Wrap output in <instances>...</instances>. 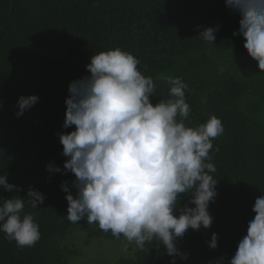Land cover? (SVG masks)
<instances>
[{
  "label": "trees",
  "instance_id": "16d2710c",
  "mask_svg": "<svg viewBox=\"0 0 264 264\" xmlns=\"http://www.w3.org/2000/svg\"><path fill=\"white\" fill-rule=\"evenodd\" d=\"M240 18L225 0H0V175L22 189L0 187V204L12 195L26 198L29 187L45 196L36 209L26 203L22 213L34 215L39 241L20 248L0 231V264H69L79 251L64 242L78 228H87L89 246L96 239L123 243L110 231L87 227L86 218L69 222L61 185L67 182L75 195V175L46 167L63 170L68 159L59 134L75 129L63 127L70 82L90 74L92 55L115 48L132 53L142 74L153 78L154 105L170 98L166 77H180L191 107L185 123L198 126L213 115L222 121L224 133L209 153L218 181L209 205L214 222L177 238L188 258L177 256L175 264H217L220 258L228 264L255 216L256 198L264 195V72L244 47ZM216 26L214 44L199 36ZM22 95L39 100L17 117ZM188 200L182 195L180 206ZM213 233L215 249L209 246ZM127 251L114 264L173 262L156 239Z\"/></svg>",
  "mask_w": 264,
  "mask_h": 264
},
{
  "label": "clouds",
  "instance_id": "9594fccd",
  "mask_svg": "<svg viewBox=\"0 0 264 264\" xmlns=\"http://www.w3.org/2000/svg\"><path fill=\"white\" fill-rule=\"evenodd\" d=\"M240 15L239 34L244 47L264 72V0H225ZM199 27V26H197ZM218 26L207 27L199 36L214 44ZM237 33H234V35ZM140 61L120 48L92 55L86 66L89 75L70 82L63 127L75 129L59 134L63 170L54 163L49 172H72L76 189L68 183L67 219L98 224L104 232L143 249L146 242L160 241L169 256L187 259L177 247L189 228L212 227L209 205L218 196L217 171L211 162L213 140L224 133L215 115L198 126L186 124L191 107L186 102L187 83L180 77H166L169 99L155 105L156 85L139 70ZM37 95L20 96L17 117L33 107ZM219 151V148H216ZM0 187L16 193L22 189L0 175ZM182 195L188 203L180 206ZM45 196L29 187L26 198L12 195L0 204V231L18 247H32L40 239L39 224L32 213L23 214L25 204L36 209ZM190 205H194L190 206ZM179 210L180 214L175 213ZM247 234L239 241L228 264H264V195L256 198ZM209 246L218 247L213 233ZM223 264V258L217 261Z\"/></svg>",
  "mask_w": 264,
  "mask_h": 264
},
{
  "label": "rangeland",
  "instance_id": "374dc122",
  "mask_svg": "<svg viewBox=\"0 0 264 264\" xmlns=\"http://www.w3.org/2000/svg\"><path fill=\"white\" fill-rule=\"evenodd\" d=\"M87 226L99 227L98 224H89ZM87 228H78L74 230L65 240V245L72 250H78L79 255L71 259L69 264H114L119 258L128 256L125 251V241L116 243L105 240H92L91 245L87 244ZM126 254V255H125Z\"/></svg>",
  "mask_w": 264,
  "mask_h": 264
}]
</instances>
